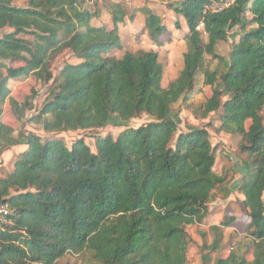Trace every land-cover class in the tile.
Instances as JSON below:
<instances>
[{
  "label": "trees",
  "instance_id": "16d2710c",
  "mask_svg": "<svg viewBox=\"0 0 264 264\" xmlns=\"http://www.w3.org/2000/svg\"><path fill=\"white\" fill-rule=\"evenodd\" d=\"M85 1L0 0V116L7 106L18 124L0 122V153L25 146L13 170L0 176V206L8 210L0 264H59L68 254L75 264H187L193 241L187 227L194 224L211 230L198 248L203 262L214 254L211 264H264V0H235L216 12L206 10L207 0H163L187 27L182 68L166 84L156 50L114 54L123 47L119 25L135 14L104 0L109 21L94 25L99 0H92L93 10ZM139 11L152 43L161 46L168 32L162 18L146 5ZM174 27L180 29L178 19ZM235 28L227 56L217 55ZM62 55L78 62H64L54 75ZM207 56L217 62L213 69ZM198 73L209 94L192 114L217 113L216 132L238 136V151L249 161L237 190L250 246L224 242L233 216L206 222L213 193L223 190L226 198L231 191L213 170L206 127L183 132L172 116V106L196 91ZM28 78L52 86L25 120L38 90L31 84L15 97L8 83ZM143 114L151 119L143 125L96 135L94 151L82 138L67 147L54 136ZM25 121L53 136L26 130Z\"/></svg>",
  "mask_w": 264,
  "mask_h": 264
},
{
  "label": "rangeland",
  "instance_id": "374dc122",
  "mask_svg": "<svg viewBox=\"0 0 264 264\" xmlns=\"http://www.w3.org/2000/svg\"><path fill=\"white\" fill-rule=\"evenodd\" d=\"M121 3V5L127 10L128 14H135L133 20L128 18L124 19V23L119 25L121 26V41L122 49L115 51L114 54L117 57H121L122 54L126 51L136 52L138 50H147L154 49L157 51L159 56V61L163 65L164 69V83H168L171 80L175 79L179 71L182 68L183 54L186 51L185 44V29L186 25L182 17H176L174 13L165 7L162 3L163 0H113ZM106 2H109L106 0ZM104 0L98 1V7L102 10L101 15L97 19H93L92 22L94 25H99L102 23H107L109 21V15L105 12L103 4ZM92 0H86L85 6L93 10ZM144 5L151 7L156 14L160 15L162 18L163 24L167 27L168 32L163 36L162 45L156 46L152 43V40L149 38L144 25L143 17L139 11ZM139 12V13H138ZM138 13V14H137ZM137 14V15H136ZM178 19L180 29L174 27V21ZM128 20V21H127ZM134 22L133 26H130L132 31L129 32V25ZM125 25H127L125 27ZM187 29V27H186ZM201 37L205 41L206 34L203 32V29L200 28ZM237 28L233 29L230 32L228 43H219L215 49L217 55L226 57L232 41L237 39ZM207 65L210 68H214L217 64L216 60L210 59L209 56L206 58ZM64 62L77 63L78 61L75 58H72L69 55L60 56L52 66L53 74L56 75L59 71V68L63 65ZM223 67L221 66L220 69ZM202 75L198 73L195 78L196 91L189 98L188 102L178 101L172 106V116L178 124L180 131H187L194 128L206 127L209 133V139L213 146H215L216 160L213 167L214 172L217 175H220L224 179L225 190L231 191V200L230 203H220L218 200L221 198L223 190H218L213 193L212 203L209 207L212 208L210 219L211 222H218L223 216H233L235 218L234 223L224 231V242H229L230 244L242 243L246 246L251 245V239L247 236L246 233V223L248 218L244 212L242 202L240 201V193L237 190L241 179L248 173L249 170V161L246 154L239 153L238 151V137L231 134H220L216 132V127L219 124L217 113H212L206 118L196 117L192 114L191 110L199 105L201 102L205 101L206 96L209 94V87L204 86L202 82ZM35 85L38 90V96L34 101L33 110L29 111L25 115V120H27L32 115L36 114L40 109L42 103L46 99L49 90L52 84L49 82L47 84L36 82L33 78L28 79H19V80H10L8 83L9 88L11 89V94L15 97H19L24 93H27L29 90V85ZM151 119L147 115H141L138 118L130 119L129 121H120L117 119H111L110 122L102 129L88 131V130H77V131H68L58 133L54 135L64 140L67 147L71 145L73 141L78 138H82L85 143L94 151V137L96 135H107L111 134L116 136L121 130L126 127L136 128L140 125H143L149 122ZM0 122L6 123L12 127H17L16 124L9 112V107L4 106L2 115L0 116ZM25 129L32 131L39 135L41 138H46L48 136H53L47 134L38 124H34L28 121L24 123ZM25 149L24 145H18L11 147L9 150H5L0 153V176H5L13 170V162L18 153ZM264 200V194H263ZM188 233L193 241L189 244L188 255L189 260L187 264H211L214 259V254L206 256V262H203L198 254V248L202 241L206 240L207 243L210 241L211 230L209 226L203 225H191L188 226ZM223 242V243H224ZM249 259L251 255L247 256ZM78 258L73 254L65 255L60 259L59 264H75Z\"/></svg>",
  "mask_w": 264,
  "mask_h": 264
},
{
  "label": "built area",
  "instance_id": "2783aa9c",
  "mask_svg": "<svg viewBox=\"0 0 264 264\" xmlns=\"http://www.w3.org/2000/svg\"><path fill=\"white\" fill-rule=\"evenodd\" d=\"M235 0H207L206 10L216 12L224 7L231 5ZM203 25L200 24L198 29L202 28ZM8 210L5 206H0V225L6 221V215Z\"/></svg>",
  "mask_w": 264,
  "mask_h": 264
},
{
  "label": "crops",
  "instance_id": "0c3cea01",
  "mask_svg": "<svg viewBox=\"0 0 264 264\" xmlns=\"http://www.w3.org/2000/svg\"><path fill=\"white\" fill-rule=\"evenodd\" d=\"M162 3L164 4V1H162ZM151 8V7H150ZM152 9V8H151ZM153 10V9H152ZM139 13V12H138ZM137 13V14H138ZM156 13V12H155ZM136 14V15H137ZM142 16H143V14L142 13H140ZM158 15V14H157ZM158 16H160V15H158ZM134 18H135V16H134ZM133 18V19H134ZM128 21V20H127ZM108 22V21H107ZM185 22V21H184ZM93 23V22H92ZM124 23V22H123ZM122 23V24H123ZM121 25V24H120ZM134 25V22H132L130 25H129V32H131L132 31V29H131V27L130 26H133ZM143 25H144V17H143ZM186 25V24H185ZM127 25H125V27H126ZM184 30V32H187V29H186V27H185V29H183ZM119 34H121V26H119ZM220 134H226V135H228L227 133H224V132H220ZM238 137V136H237ZM239 138V137H238ZM239 140V139H238ZM231 193L226 197V198H223L222 196H221V198H219L218 200L220 201V203L222 204V203H227V204H229L230 203V200H231ZM240 201L242 202V199H243V196L240 194ZM212 205V204H214V202L212 203V202H210L208 205ZM212 210V208H210L209 207V215L207 216V218H206V222H211V219L209 218L210 217V215H211V211ZM214 222H212L211 224H213ZM216 223H218V222H215V224ZM198 225H203V226H205L206 224H198ZM206 226H209V225H206ZM187 230H188V227H187ZM227 230L228 231H230L229 230V228H227Z\"/></svg>",
  "mask_w": 264,
  "mask_h": 264
}]
</instances>
